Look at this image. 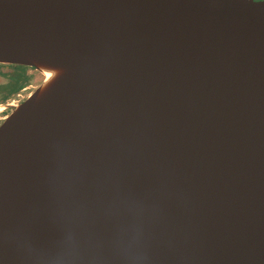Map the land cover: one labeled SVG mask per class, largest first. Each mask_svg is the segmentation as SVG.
<instances>
[{"label":"water","instance_id":"1","mask_svg":"<svg viewBox=\"0 0 264 264\" xmlns=\"http://www.w3.org/2000/svg\"><path fill=\"white\" fill-rule=\"evenodd\" d=\"M0 64L56 74L0 125V264H264V0H0Z\"/></svg>","mask_w":264,"mask_h":264},{"label":"rangeland","instance_id":"2","mask_svg":"<svg viewBox=\"0 0 264 264\" xmlns=\"http://www.w3.org/2000/svg\"><path fill=\"white\" fill-rule=\"evenodd\" d=\"M47 77V75H45ZM41 72H38L34 68L22 67L20 69L13 66L0 65V82L6 84L13 80L19 82V86L26 88L19 92L16 97V106L22 104L30 94H32L45 80L46 77ZM11 79V80H10ZM14 83L0 86V92H12L14 90ZM16 87L18 85L16 84ZM2 96V95H1ZM14 107V108H15ZM14 108L11 109L14 110Z\"/></svg>","mask_w":264,"mask_h":264},{"label":"flooded vegetation","instance_id":"3","mask_svg":"<svg viewBox=\"0 0 264 264\" xmlns=\"http://www.w3.org/2000/svg\"><path fill=\"white\" fill-rule=\"evenodd\" d=\"M13 67L15 68V66ZM12 83H14V86H13L14 90L12 92L10 91L2 92V93L0 92V125H2L4 120H6L10 116V114L13 112V110L11 111V109L16 106L15 103H16L17 94L26 88V86L25 87L19 86V82H16V80L15 82L11 80V82H8L6 84H1L0 82V86L1 85L8 86L9 84H12ZM16 84L18 85V87H16ZM1 107H4L3 110H1Z\"/></svg>","mask_w":264,"mask_h":264},{"label":"bare ground","instance_id":"4","mask_svg":"<svg viewBox=\"0 0 264 264\" xmlns=\"http://www.w3.org/2000/svg\"><path fill=\"white\" fill-rule=\"evenodd\" d=\"M39 72H41L42 74H44V76L47 75V77L45 76L46 77V80L44 81V84H47L48 82H50L51 80H53L55 78V76H56L55 72L50 71V70L41 69V71H39ZM49 73L52 74L51 78L48 77V74ZM3 108L4 107H1V110H3Z\"/></svg>","mask_w":264,"mask_h":264},{"label":"snow or ice","instance_id":"5","mask_svg":"<svg viewBox=\"0 0 264 264\" xmlns=\"http://www.w3.org/2000/svg\"><path fill=\"white\" fill-rule=\"evenodd\" d=\"M51 76H52V74H51V73H49V74H48V77H49V78H51Z\"/></svg>","mask_w":264,"mask_h":264},{"label":"trees","instance_id":"6","mask_svg":"<svg viewBox=\"0 0 264 264\" xmlns=\"http://www.w3.org/2000/svg\"><path fill=\"white\" fill-rule=\"evenodd\" d=\"M16 68H18V69H20V68H22L21 66H15ZM18 90V89H17Z\"/></svg>","mask_w":264,"mask_h":264}]
</instances>
